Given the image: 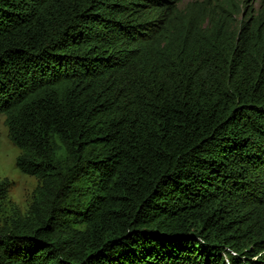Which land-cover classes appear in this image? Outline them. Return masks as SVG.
Instances as JSON below:
<instances>
[{
    "label": "trees",
    "instance_id": "obj_1",
    "mask_svg": "<svg viewBox=\"0 0 264 264\" xmlns=\"http://www.w3.org/2000/svg\"><path fill=\"white\" fill-rule=\"evenodd\" d=\"M165 1L0 0V264H264V14Z\"/></svg>",
    "mask_w": 264,
    "mask_h": 264
},
{
    "label": "rangeland",
    "instance_id": "obj_2",
    "mask_svg": "<svg viewBox=\"0 0 264 264\" xmlns=\"http://www.w3.org/2000/svg\"><path fill=\"white\" fill-rule=\"evenodd\" d=\"M165 2L170 5L175 3ZM228 4L233 5L234 11L239 13L238 19L264 14V0H179L172 17L188 21L203 12L199 16L205 21L204 14L208 11L225 10ZM4 120V116L0 115V225L9 226L28 214L39 182L16 168L15 161L20 151L10 142Z\"/></svg>",
    "mask_w": 264,
    "mask_h": 264
}]
</instances>
